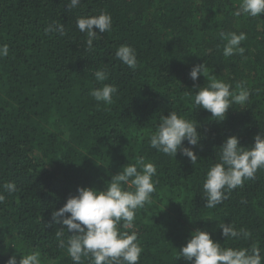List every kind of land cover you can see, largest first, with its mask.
<instances>
[{"label": "trees", "instance_id": "16d2710c", "mask_svg": "<svg viewBox=\"0 0 264 264\" xmlns=\"http://www.w3.org/2000/svg\"><path fill=\"white\" fill-rule=\"evenodd\" d=\"M239 2L81 0L69 9L67 0H0V44L9 45V55L0 58V192L7 182L17 186L0 203V264L30 250L41 252L42 264H73L59 247L52 211L80 187L104 190L138 158L157 166L156 191L134 222L143 248L139 264H191L177 257L197 229L225 247L264 249V170L214 209L202 198L205 174L224 140L238 136L248 147L264 129V14L237 17ZM104 10L112 30L99 33L87 51L76 20ZM53 22L63 23L67 34H45ZM221 32L247 34L243 56L224 57ZM123 44L137 51L135 71L115 58ZM205 61L218 79L246 82L251 90L249 102L230 108L223 122L194 106L206 78L193 81L189 73ZM101 68L109 74L103 83L119 88L111 105L90 95L102 86L94 77ZM171 111L197 121L202 139L195 165L149 144L160 117ZM219 222L245 228L251 237L226 240Z\"/></svg>", "mask_w": 264, "mask_h": 264}, {"label": "clouds", "instance_id": "9594fccd", "mask_svg": "<svg viewBox=\"0 0 264 264\" xmlns=\"http://www.w3.org/2000/svg\"><path fill=\"white\" fill-rule=\"evenodd\" d=\"M67 3L69 9H75L81 0H67ZM261 14H264V0H240L234 13L237 17H259ZM112 26L113 18L106 10L98 15L79 16L76 20L77 29L86 34L87 51L90 52L94 50L93 42L100 36L99 33L111 32ZM55 33L66 35L65 25L53 22L45 28V34ZM219 36L225 42V58L244 55L245 48L241 43L247 39L245 32H221ZM8 55L9 45L0 44V58ZM115 58L133 71L138 67L137 51L128 44L116 49ZM201 75L206 78V83L197 86L194 106L207 110L213 120L223 122L230 108L249 102L251 90L246 82L233 86L218 79L209 72L206 61L193 66L189 73L193 81ZM94 77L102 86L92 88L90 95L97 102L111 105L119 92L118 86L103 83L109 80L105 68L96 70ZM197 129L196 120L171 111L160 117L158 126L150 134L149 144L167 156L176 158L179 153L195 165L200 159L195 148L200 146L202 139ZM253 139L252 145L244 147L238 136H229L217 148L216 162L209 166L202 185L205 208L214 209L221 205L228 194L243 186L245 180L254 179L259 170H264V129ZM185 141L188 146H185ZM156 175L157 166L154 163L138 158L134 164L127 163L122 171L113 175L104 190L80 187L77 195L70 196L63 207L52 211V222L60 226L56 233L59 247L66 248L73 264H85V261L88 264H139L143 248L138 232L134 230V222L137 211L151 202L156 191L157 181L153 179ZM2 187L0 203L6 199L4 192L11 195L17 191L15 182H7ZM217 227L222 229L226 240H248L251 237L247 229L237 228L233 223L219 222ZM65 231L72 233L66 242L62 239ZM7 245L17 250L15 243ZM262 253L264 249L258 246L225 247L214 240L208 230L197 229L186 245L179 249L177 259L183 258L191 264H264ZM6 264H42V255L39 250H30L22 253L19 259L11 255Z\"/></svg>", "mask_w": 264, "mask_h": 264}]
</instances>
